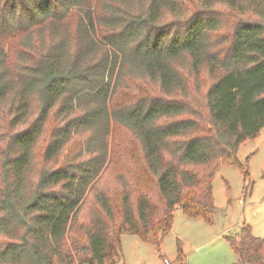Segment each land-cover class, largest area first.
Instances as JSON below:
<instances>
[{
    "label": "trees",
    "instance_id": "16d2710c",
    "mask_svg": "<svg viewBox=\"0 0 264 264\" xmlns=\"http://www.w3.org/2000/svg\"><path fill=\"white\" fill-rule=\"evenodd\" d=\"M1 112L0 264H117L125 234L161 249L177 210L213 222L223 165L251 186L264 0H0ZM227 241L264 264L250 225Z\"/></svg>",
    "mask_w": 264,
    "mask_h": 264
},
{
    "label": "rangeland",
    "instance_id": "374dc122",
    "mask_svg": "<svg viewBox=\"0 0 264 264\" xmlns=\"http://www.w3.org/2000/svg\"><path fill=\"white\" fill-rule=\"evenodd\" d=\"M110 0H99V6L106 10ZM22 42L13 44L12 65H20ZM139 78L129 83L128 92L137 91ZM138 86V87H137ZM135 93V92H134ZM3 113L0 124L3 125ZM115 137L119 143L130 142L132 134L118 127ZM250 156L251 186L246 191L242 172L231 165H223L214 179L216 210L212 223L202 218H190L180 210L175 213L172 231L166 236L161 249L144 242L138 235L125 234L122 238L123 255L117 264H233L235 252L227 241V236L239 231L242 224H248L256 236L264 237V128L259 137L242 144L238 157L245 160ZM120 174L114 170L105 176L104 182L114 185ZM179 245L183 256L179 258Z\"/></svg>",
    "mask_w": 264,
    "mask_h": 264
},
{
    "label": "built area",
    "instance_id": "2783aa9c",
    "mask_svg": "<svg viewBox=\"0 0 264 264\" xmlns=\"http://www.w3.org/2000/svg\"><path fill=\"white\" fill-rule=\"evenodd\" d=\"M164 263L165 264H172V262L167 258L164 259ZM180 264H183V263H180Z\"/></svg>",
    "mask_w": 264,
    "mask_h": 264
},
{
    "label": "crops",
    "instance_id": "0c3cea01",
    "mask_svg": "<svg viewBox=\"0 0 264 264\" xmlns=\"http://www.w3.org/2000/svg\"><path fill=\"white\" fill-rule=\"evenodd\" d=\"M236 255V254H235ZM238 260V256L236 255V260H235V262Z\"/></svg>",
    "mask_w": 264,
    "mask_h": 264
}]
</instances>
